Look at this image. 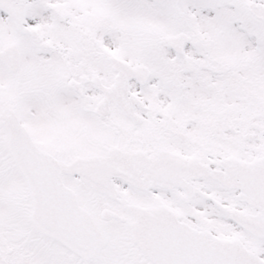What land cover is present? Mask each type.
I'll return each instance as SVG.
<instances>
[{
	"label": "snow or ice",
	"instance_id": "snow-or-ice-1",
	"mask_svg": "<svg viewBox=\"0 0 264 264\" xmlns=\"http://www.w3.org/2000/svg\"><path fill=\"white\" fill-rule=\"evenodd\" d=\"M0 264H264V0H0Z\"/></svg>",
	"mask_w": 264,
	"mask_h": 264
}]
</instances>
